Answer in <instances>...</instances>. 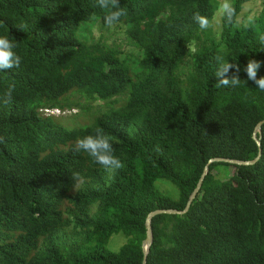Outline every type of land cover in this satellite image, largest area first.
<instances>
[{
  "label": "trees",
  "instance_id": "obj_1",
  "mask_svg": "<svg viewBox=\"0 0 264 264\" xmlns=\"http://www.w3.org/2000/svg\"><path fill=\"white\" fill-rule=\"evenodd\" d=\"M248 1L232 0L236 21L216 33L218 0H120L117 24L137 50L123 54L84 33L107 26L96 0H0V35L21 57L0 71V96L15 85L0 103V264H143L151 211L184 209L211 158L258 156L211 164L187 213L154 217L147 264H264V125L261 146L253 134L264 91L244 71L255 59L264 76V7L245 28ZM217 56L239 65V86L216 87ZM72 91L106 106L71 113L78 122L44 111L67 109ZM97 128L122 168L74 151ZM119 233L127 240L113 251Z\"/></svg>",
  "mask_w": 264,
  "mask_h": 264
},
{
  "label": "clouds",
  "instance_id": "obj_2",
  "mask_svg": "<svg viewBox=\"0 0 264 264\" xmlns=\"http://www.w3.org/2000/svg\"><path fill=\"white\" fill-rule=\"evenodd\" d=\"M96 6L104 10L103 20L108 27L117 24L120 18L125 15L124 10L120 6V0H96ZM216 11L218 16L228 24H233L236 21L237 13L232 0H219ZM193 19L202 30H206L211 26L209 18L201 15L199 12L194 13ZM255 20V13H250L243 22V26L247 28L254 25ZM260 39L264 41V36H261ZM15 47L16 45L12 40L7 36L0 35V71L19 67L21 57L14 51ZM216 61L218 65L215 72V76L218 78L216 87L239 86L241 81L239 77V65L224 61L220 56L216 57ZM261 63V61L249 59L244 71L246 72L247 79L252 81L259 90L264 91V76L258 77ZM14 90L15 85L10 84L3 96H0V103H10ZM0 142H3L2 137H0ZM74 151L87 153L95 163L101 165L106 171H114L123 167L121 160L114 154L110 137L100 128L95 130L94 135L89 134L78 137L74 143ZM71 180L74 182V185L83 183V177L79 172H73Z\"/></svg>",
  "mask_w": 264,
  "mask_h": 264
},
{
  "label": "rangeland",
  "instance_id": "obj_3",
  "mask_svg": "<svg viewBox=\"0 0 264 264\" xmlns=\"http://www.w3.org/2000/svg\"><path fill=\"white\" fill-rule=\"evenodd\" d=\"M263 7H264V0H249L243 6V9L238 18L239 22L243 24V22L247 19V16L250 13H255V15H257L261 12ZM221 25H222V18H220L216 12L212 22L213 30L216 33H219L221 31ZM125 30H126V25H124L123 23H119L113 25L112 27H108V26L101 27L99 25H94L91 28L85 29L84 33L87 36H89L88 39L89 41L102 39L110 45L118 46L124 52L123 54H127L129 52H137V50L133 47V45L130 44V42L126 38ZM69 98H71L72 101H70L69 103L70 106H68L67 109L62 110L56 108V109L44 110V111L48 114H55L56 116H62L64 117L65 120L69 122H78L79 120L89 119V115L92 117L95 112H98L99 110H103L104 107L106 106L104 101L98 102V101L88 100L85 96L81 95L77 91L74 92L72 91V93L69 95ZM71 107H73V109H70ZM71 113L72 114L79 113L78 116L75 117L79 120L72 121L73 117L76 115H72ZM91 122L92 121H90V123ZM160 182L162 181H158L157 185H159L162 191H166V192L171 191L172 194H174V191L170 185L163 182L162 184ZM126 240L127 238L123 233L116 234L110 241L109 247L113 251H118L120 247L126 242Z\"/></svg>",
  "mask_w": 264,
  "mask_h": 264
},
{
  "label": "water",
  "instance_id": "obj_4",
  "mask_svg": "<svg viewBox=\"0 0 264 264\" xmlns=\"http://www.w3.org/2000/svg\"><path fill=\"white\" fill-rule=\"evenodd\" d=\"M263 125H264V120H261L260 122H258V124L256 125L255 130L253 132L254 139L259 146H261V144H262L260 131H262ZM258 133L260 134V136H258ZM260 154H261V148H260ZM258 158H259V156L254 160H241V159H234V158H228V157H213L209 160V162L205 166L203 174H202L196 188L194 189V191L190 195V198L188 199L187 204L185 205L184 209L180 210V209L164 208L163 207V208H159V209H155V210L151 211L146 218V238L144 239L143 244H142L143 252H144L143 264H147V256H148V253L150 251V247L153 243V227H152L153 218L158 216V215H161L163 213L164 214H185V213H187L190 209V205H192L194 199L196 198L197 194L199 193V191L202 187L204 179H205V177L209 171V166L211 164H213L215 162H225V163H230V164H234V165H247V164H254L258 160Z\"/></svg>",
  "mask_w": 264,
  "mask_h": 264
}]
</instances>
